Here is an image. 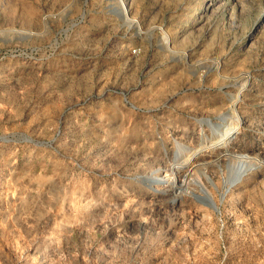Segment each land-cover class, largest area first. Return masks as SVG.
Returning <instances> with one entry per match:
<instances>
[{"label":"rangeland","instance_id":"1","mask_svg":"<svg viewBox=\"0 0 264 264\" xmlns=\"http://www.w3.org/2000/svg\"><path fill=\"white\" fill-rule=\"evenodd\" d=\"M0 129V264H264V0H0Z\"/></svg>","mask_w":264,"mask_h":264},{"label":"bare ground","instance_id":"2","mask_svg":"<svg viewBox=\"0 0 264 264\" xmlns=\"http://www.w3.org/2000/svg\"><path fill=\"white\" fill-rule=\"evenodd\" d=\"M116 13L119 15V16H121L122 14H121V12L120 11H118V10H116ZM126 14V13H125ZM125 19H126V21H129V22H131L128 18H127V16H125ZM128 23V22H127ZM133 24V23H132ZM134 25V24H133ZM149 32V31H148ZM150 36V35H149ZM242 158V157H241ZM235 167H236V169H235V174H234V176H233V178H234V180H235V182L233 183V184H231V186L232 185H235L236 183H238V181L239 180H241L250 170H252L253 169V165L252 164H249L246 160H243V159H239L237 162H236V164H235ZM216 209V208H215Z\"/></svg>","mask_w":264,"mask_h":264},{"label":"built area","instance_id":"3","mask_svg":"<svg viewBox=\"0 0 264 264\" xmlns=\"http://www.w3.org/2000/svg\"><path fill=\"white\" fill-rule=\"evenodd\" d=\"M9 137V136H8ZM7 140V136L2 132V130L0 129V144L1 143H6V142H9V140L8 141H6Z\"/></svg>","mask_w":264,"mask_h":264},{"label":"water","instance_id":"4","mask_svg":"<svg viewBox=\"0 0 264 264\" xmlns=\"http://www.w3.org/2000/svg\"><path fill=\"white\" fill-rule=\"evenodd\" d=\"M214 207H215V208H216V210L218 211V209H219V208H218V207H217L215 204L213 205V208H214Z\"/></svg>","mask_w":264,"mask_h":264}]
</instances>
